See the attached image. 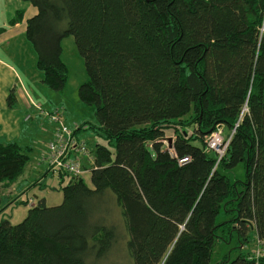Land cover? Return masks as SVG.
<instances>
[{"label": "trees", "instance_id": "1", "mask_svg": "<svg viewBox=\"0 0 264 264\" xmlns=\"http://www.w3.org/2000/svg\"><path fill=\"white\" fill-rule=\"evenodd\" d=\"M23 1L36 9L26 37L42 81L61 93L62 43L74 37L88 77L79 97L104 142L90 183L62 174L61 204L38 198L21 223H0V264H105L123 238L130 264H210L235 232L242 248L264 245V0ZM237 124L217 165L207 139ZM30 159L0 141V184ZM240 164L246 179L233 181ZM230 264L264 257L242 251Z\"/></svg>", "mask_w": 264, "mask_h": 264}, {"label": "rangeland", "instance_id": "2", "mask_svg": "<svg viewBox=\"0 0 264 264\" xmlns=\"http://www.w3.org/2000/svg\"><path fill=\"white\" fill-rule=\"evenodd\" d=\"M26 10V14L31 17L33 16L34 8L23 0H0V28L10 27L9 21L15 16L16 11ZM35 14V13H34ZM6 22V25H4ZM23 41L27 43L31 49L32 57L34 56V61L32 58L28 59L27 62V73L25 76V82L30 84L34 80V76L31 73H38L40 77H36L37 86L28 87L26 92L30 93L37 102L42 104L46 110L52 113L59 111L61 114L63 112L64 122L71 126H80L81 129L79 136L81 139L86 140L91 148L98 142H104V139L98 134V132L92 129V126L97 124L94 112L85 106L79 97V87L84 83L88 77L86 74L85 61L83 57L79 54L75 39L73 36H69L63 42V56L62 59L68 68V81L64 92H58L42 81V72L37 67V55L32 46V44L27 40L25 35L21 38H17L13 41H9L2 49L6 47L8 49H13L15 47L23 46ZM22 55H24L22 53ZM15 65V64H14ZM18 69V67L15 65ZM26 68V67H25ZM24 69V66H21ZM30 78V79H29ZM41 78V81L39 79ZM41 82V84H39ZM21 88V87H19ZM44 113L43 110H40ZM46 112V111H45ZM25 113H22L21 117L24 118ZM35 116V115H33ZM44 116V115H43ZM46 118H36L32 122L23 126V134L20 141V146L27 149L25 146L28 145L32 150L37 151V154L30 155V168H26L27 174L23 176L21 181H17L10 186L6 184H0V198L3 199L0 203V223L3 220H9L12 225H17L21 223L28 215L29 209L36 205V200L32 199L34 196L38 195L39 187L32 186V182L36 181L33 177L37 175V171L44 173V167L40 166L36 159V155L44 153L46 151V145L50 140V132H52L55 126L50 118L45 115ZM32 118L28 116L26 122H29ZM53 127H52V126ZM169 139H174V134L172 131H167L166 133V146L169 147ZM46 144V145H45ZM46 167V165H44ZM33 169L36 171L33 172ZM28 170V171H27ZM47 170V167H46ZM25 172V173H26ZM230 177L233 181L240 180L245 181L246 171L243 164H240L235 168ZM29 180H26V179ZM40 179V177L38 178ZM68 182V179L64 181ZM45 190L49 193V204L58 205L63 201V187L62 183L56 178V176L50 175L46 179ZM31 197L27 200V197ZM28 201V205L24 204V201ZM226 218L225 213L222 212L219 216V222L224 221ZM244 252L251 259H260L264 257V245L260 242L254 240L250 245L246 247H241L236 232L228 238V241L218 242L210 264H230V261L235 259L241 252ZM229 259V262L226 260ZM105 264H130V260L127 257L125 250V239L123 238L118 247L115 249L114 253L107 259Z\"/></svg>", "mask_w": 264, "mask_h": 264}, {"label": "crops", "instance_id": "3", "mask_svg": "<svg viewBox=\"0 0 264 264\" xmlns=\"http://www.w3.org/2000/svg\"><path fill=\"white\" fill-rule=\"evenodd\" d=\"M34 11L35 12H33V15L36 14L35 8ZM30 17L31 15L28 16L27 14H25V18L22 23L17 24L15 26H10L9 28L6 26L0 28L3 29V32L0 33V141L1 142H6V143L14 142L20 144L24 130V127H22V125L25 126L36 118H46L45 115L52 113L46 110L42 104L37 102V100L34 97H32L30 93L26 92V89L28 87H33L37 84L38 81L36 77L37 78L40 77V74L38 73H31V75L34 76V80L30 84H27V82H25V76L28 68L27 67L28 59L32 58L34 61V56L32 57L31 49L29 48L27 43L23 41V46H21V48L15 47L13 49H8L6 47L5 49H2L9 41H13L20 37L22 38L23 35H25L26 37V23ZM4 25H6V22H4ZM65 40H63V42ZM22 53L24 55H22ZM14 64L18 67V69L15 67ZM22 65L24 66V69H21ZM37 67H38V58H37ZM39 81H41V78L39 79ZM41 82L39 84H41ZM12 91H14L16 94V103L14 107L10 108L8 105V98ZM40 110H43L44 113L46 114H43V112H41ZM22 113H25L24 118L21 117ZM64 115L65 113L63 112V116ZM28 116H30L32 119L29 122H26L25 120ZM55 130H56V125L53 127L52 132H50V137H51L50 140L53 139ZM47 145H46V149H47ZM25 147L29 150L30 155L37 154V151L34 152L35 150H32V148H30L28 145H26ZM44 153H42V155ZM42 155L39 153L38 156L36 155V159L39 162L40 166L44 167V171H43L44 173L41 172L39 173L37 171L36 173L37 175H35L34 177L33 175L31 176V179L33 178L34 180H36L32 182V186L39 187L38 195L34 196V198L32 199L37 201L38 198H45L49 203V195H48L49 193L45 190L46 187L45 182L47 176H50L51 174L46 170V167L40 163V159ZM30 167L31 166L28 165L27 169ZM34 171H36V169L35 170L33 169V172ZM25 174H27V172ZM39 177L40 179H38ZM90 177H91L90 174L87 175L86 181L88 183H90ZM22 178L23 177H21V179ZM56 178L59 181H61L60 177H56ZM21 179L19 181H21ZM26 180L29 179L27 178ZM29 198L31 197L28 196L27 200Z\"/></svg>", "mask_w": 264, "mask_h": 264}, {"label": "built area", "instance_id": "4", "mask_svg": "<svg viewBox=\"0 0 264 264\" xmlns=\"http://www.w3.org/2000/svg\"><path fill=\"white\" fill-rule=\"evenodd\" d=\"M260 38L264 40V18L260 27ZM248 110L245 109V112ZM47 116L56 125L53 139L48 143L45 153L40 159V163L46 165L47 171L56 177L66 174L70 177L82 178L86 180L95 165V155L89 143L81 139L79 130L83 126H68L63 120V114L59 111L49 113ZM237 124L230 137H226L223 128L217 129L207 139L208 150L216 154L219 165L225 156L231 142L232 135L235 133ZM182 163L184 162L181 161Z\"/></svg>", "mask_w": 264, "mask_h": 264}, {"label": "water", "instance_id": "5", "mask_svg": "<svg viewBox=\"0 0 264 264\" xmlns=\"http://www.w3.org/2000/svg\"><path fill=\"white\" fill-rule=\"evenodd\" d=\"M168 142L170 143V147L172 146L173 140L169 139Z\"/></svg>", "mask_w": 264, "mask_h": 264}]
</instances>
